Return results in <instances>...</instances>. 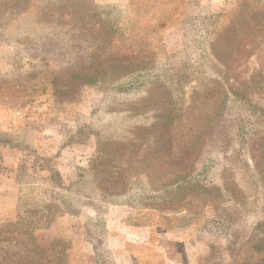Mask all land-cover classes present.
I'll return each mask as SVG.
<instances>
[{
  "label": "rangeland",
  "instance_id": "374dc122",
  "mask_svg": "<svg viewBox=\"0 0 264 264\" xmlns=\"http://www.w3.org/2000/svg\"><path fill=\"white\" fill-rule=\"evenodd\" d=\"M263 221L264 0H0V264H264Z\"/></svg>",
  "mask_w": 264,
  "mask_h": 264
},
{
  "label": "trees",
  "instance_id": "16d2710c",
  "mask_svg": "<svg viewBox=\"0 0 264 264\" xmlns=\"http://www.w3.org/2000/svg\"><path fill=\"white\" fill-rule=\"evenodd\" d=\"M205 33V30L201 29V38L207 36V33ZM188 63L192 64L191 62ZM194 74L195 73L190 66L181 67L177 70L175 69L172 73H169L166 77L169 85L165 81L164 82L166 83V87L172 99L166 97L162 98L159 103L153 104V108L151 109L153 112V121L150 124V128L155 132L152 150L155 154H158V156L160 155L165 161L169 162V165H165L166 167L175 169L176 178L171 181L172 184L170 186H172L176 194L193 187H207L209 182H212L211 177H209L207 172L196 171L195 163L197 157L192 153L190 156L185 155L176 161L171 160L172 138L170 135V126L174 118L173 110L180 111L182 108L185 96L182 86L184 83H189V79L193 78ZM95 82L96 79L93 74H90L86 79V84H93ZM153 152L152 154H154ZM232 219L233 217L230 209L225 208L221 211L219 218L215 220L214 225L229 228ZM259 224L264 226V221Z\"/></svg>",
  "mask_w": 264,
  "mask_h": 264
}]
</instances>
